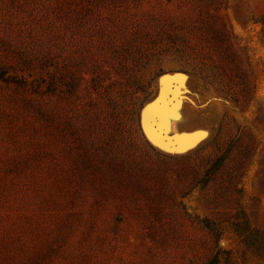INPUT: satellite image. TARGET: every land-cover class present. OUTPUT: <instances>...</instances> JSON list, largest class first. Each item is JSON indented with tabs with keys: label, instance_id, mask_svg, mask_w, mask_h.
Masks as SVG:
<instances>
[{
	"label": "rangeland",
	"instance_id": "374dc122",
	"mask_svg": "<svg viewBox=\"0 0 264 264\" xmlns=\"http://www.w3.org/2000/svg\"><path fill=\"white\" fill-rule=\"evenodd\" d=\"M217 249L264 264V0H0V264Z\"/></svg>",
	"mask_w": 264,
	"mask_h": 264
},
{
	"label": "trees",
	"instance_id": "16d2710c",
	"mask_svg": "<svg viewBox=\"0 0 264 264\" xmlns=\"http://www.w3.org/2000/svg\"><path fill=\"white\" fill-rule=\"evenodd\" d=\"M188 72V71H186ZM195 74V72H194ZM220 76V74H213L212 72L209 74L202 75L201 78L204 80L209 81L210 84L217 83L216 78ZM217 242V241H216ZM220 250L217 249L211 260L208 262V264H220Z\"/></svg>",
	"mask_w": 264,
	"mask_h": 264
},
{
	"label": "water",
	"instance_id": "95a60500",
	"mask_svg": "<svg viewBox=\"0 0 264 264\" xmlns=\"http://www.w3.org/2000/svg\"><path fill=\"white\" fill-rule=\"evenodd\" d=\"M170 88H171V85H169L168 86V88H167V91H166V93H165V95H164V101L166 102V103H168V105L170 104V101H168L167 100V98H168V94H169V91H170ZM193 144V142H191V141H187V142H181V143H176V142H174V141H170V142H166L165 143V145H168V146H170V147H172L173 149V151L174 150H176V151H180V150H183V149H186V148H188L189 146H191ZM171 150V149H170Z\"/></svg>",
	"mask_w": 264,
	"mask_h": 264
},
{
	"label": "bare ground",
	"instance_id": "6f19581e",
	"mask_svg": "<svg viewBox=\"0 0 264 264\" xmlns=\"http://www.w3.org/2000/svg\"><path fill=\"white\" fill-rule=\"evenodd\" d=\"M182 84H183V83H182ZM178 105H179V104H178ZM164 111H165V110H164ZM162 119H163V117L160 118V120L158 119V121H157V122L159 123L160 126L163 124V121H164V120L162 121ZM183 138H184V137H183ZM165 146H166V148H168V149H171V150L173 149L172 147H170V146H168V145H165ZM161 148H162V147H161ZM174 151H176V150H174Z\"/></svg>",
	"mask_w": 264,
	"mask_h": 264
}]
</instances>
